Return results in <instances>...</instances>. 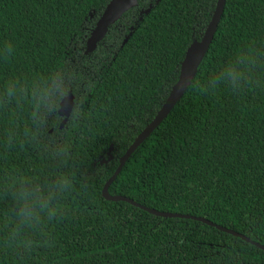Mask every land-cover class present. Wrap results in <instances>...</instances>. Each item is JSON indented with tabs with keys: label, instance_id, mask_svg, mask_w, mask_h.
<instances>
[{
	"label": "trees",
	"instance_id": "trees-1",
	"mask_svg": "<svg viewBox=\"0 0 264 264\" xmlns=\"http://www.w3.org/2000/svg\"><path fill=\"white\" fill-rule=\"evenodd\" d=\"M108 1L0 0V47L11 42L15 50L8 62L0 60V86L11 75L56 68L75 77L74 94L87 100L92 119L70 125L67 139L104 209L101 215L91 204L69 201L78 211L52 226L53 248L22 259L0 251V264H264V250L237 236L102 196L118 158L166 98L162 82L178 75L187 46L201 36L216 3L138 0L84 54ZM259 39L264 0H225L196 76L206 78L236 48ZM111 143L112 159L100 164ZM4 166L48 171L32 150L0 160ZM108 190L156 210L204 217L264 245V91L238 97L226 87L215 95L187 89ZM6 207L0 203V211Z\"/></svg>",
	"mask_w": 264,
	"mask_h": 264
},
{
	"label": "clouds",
	"instance_id": "clouds-1",
	"mask_svg": "<svg viewBox=\"0 0 264 264\" xmlns=\"http://www.w3.org/2000/svg\"><path fill=\"white\" fill-rule=\"evenodd\" d=\"M11 42L0 47V60L14 55ZM197 63H200L198 60ZM184 76L183 70L162 87L194 90L215 95L222 87L242 96L264 91V39L236 48L206 78ZM195 77V78H194ZM75 92V77L61 68L43 74L11 75L0 86V160L18 151L32 150L48 168L4 166L0 168V251L23 258L40 248L51 249L56 239L52 226L73 216L78 209L69 204H91L104 209L98 200L93 177L75 160L67 129L92 119L86 99ZM254 225L249 230H255ZM235 259V257H233Z\"/></svg>",
	"mask_w": 264,
	"mask_h": 264
},
{
	"label": "water",
	"instance_id": "water-1",
	"mask_svg": "<svg viewBox=\"0 0 264 264\" xmlns=\"http://www.w3.org/2000/svg\"><path fill=\"white\" fill-rule=\"evenodd\" d=\"M158 1L159 0H156V2ZM137 3H138V0H109L106 3L102 13L96 20L93 28L91 29L89 33V36L86 39L84 53L87 54V53L94 51L97 47V44L105 37L106 33L108 32L109 27L113 25L122 16L124 12L136 6ZM224 5H225V0H216L215 7L211 14L210 20L208 21L201 36L199 38H194L190 42V44L187 46L184 56L179 64L178 75L180 74V71L183 70L181 79H183L184 76L194 75L195 68L198 69L199 64L204 58L212 42L213 36L216 32L218 23L223 13ZM151 7L152 6L150 5L148 8L142 10L140 13L141 14L148 13ZM127 38L128 36H126L123 39L122 43H125L127 41ZM198 60L200 61V63H197ZM185 91L180 92V91L173 89L171 94H167L166 98L164 99L160 108L156 111L153 118L136 135V137L131 142V144L127 147L125 152L118 158V165L116 169L114 170L112 175L106 180V182L104 183L102 187V190H101L102 196L105 199L111 200V201L128 202L131 205L139 207L152 215H156L160 217H171V218L177 217V218L193 219V220L202 222L204 224H207L209 226H213L220 231L237 236L241 238L242 240L249 242L255 245L256 247L264 250L263 244L251 239L250 237L242 233L236 232L231 228H227L225 226L216 224L213 221L206 219L204 217L194 216L190 214H183V213H178V212H166V211L156 210L154 208H150L142 204H139L135 200L127 196L120 195V194H111L108 190L110 184L117 177V175L121 171L122 167L124 166L129 156L132 154V152L152 133V131L169 114L171 109L180 100V98L185 93ZM112 149H113V144L111 143L107 150V157L105 158L100 157V160H99L100 164L107 163L108 161L112 159L113 157L111 154Z\"/></svg>",
	"mask_w": 264,
	"mask_h": 264
},
{
	"label": "flooded vegetation",
	"instance_id": "flooded-vegetation-1",
	"mask_svg": "<svg viewBox=\"0 0 264 264\" xmlns=\"http://www.w3.org/2000/svg\"><path fill=\"white\" fill-rule=\"evenodd\" d=\"M84 50H85V47H84ZM84 52V51H83ZM93 52V51H92ZM91 53V52H90ZM90 53H87V54H90ZM85 54V53H84ZM100 157L103 158V156H99L98 160H100ZM106 157H107V153H106ZM105 158V157H104Z\"/></svg>",
	"mask_w": 264,
	"mask_h": 264
}]
</instances>
